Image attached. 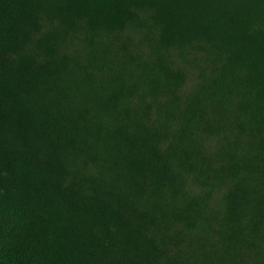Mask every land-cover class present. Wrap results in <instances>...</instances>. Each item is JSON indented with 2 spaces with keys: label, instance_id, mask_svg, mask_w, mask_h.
Wrapping results in <instances>:
<instances>
[{
  "label": "trees",
  "instance_id": "16d2710c",
  "mask_svg": "<svg viewBox=\"0 0 264 264\" xmlns=\"http://www.w3.org/2000/svg\"><path fill=\"white\" fill-rule=\"evenodd\" d=\"M0 264H264V0H0Z\"/></svg>",
  "mask_w": 264,
  "mask_h": 264
},
{
  "label": "bare ground",
  "instance_id": "6f19581e",
  "mask_svg": "<svg viewBox=\"0 0 264 264\" xmlns=\"http://www.w3.org/2000/svg\"><path fill=\"white\" fill-rule=\"evenodd\" d=\"M73 241V240H72Z\"/></svg>",
  "mask_w": 264,
  "mask_h": 264
}]
</instances>
